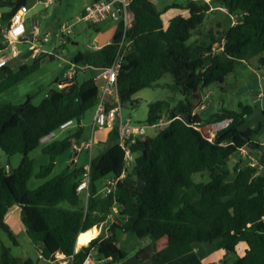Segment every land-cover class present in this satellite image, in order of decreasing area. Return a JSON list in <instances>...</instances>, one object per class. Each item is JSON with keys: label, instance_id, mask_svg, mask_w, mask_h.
<instances>
[{"label": "trees", "instance_id": "trees-1", "mask_svg": "<svg viewBox=\"0 0 264 264\" xmlns=\"http://www.w3.org/2000/svg\"><path fill=\"white\" fill-rule=\"evenodd\" d=\"M26 2L16 0L10 4L8 22ZM5 5L0 2V6ZM212 8L226 10L228 16L236 17V24H229L222 33L210 32L201 43L190 44ZM170 9L186 11L188 16H176L164 28L162 13L153 0H132L130 10L135 19L128 36L133 49L118 76V95L122 105L132 103L137 93L170 74V90L184 100L173 107L165 101L149 105L148 123L158 121L162 115L173 121L156 136L132 145L134 165L126 169L112 194L102 196L99 183L108 176L119 177L125 170L116 128L92 159L87 201L77 192L82 169L76 167L34 190L28 186L33 177L48 179L57 159L72 149L71 139L80 142L84 138L81 129L47 144L42 154L48 163L35 173V162L29 154L42 139L68 120L81 123L96 107L94 70L82 83L77 82L78 73L70 92L50 91L37 106L30 95L19 106H0V149L8 157L22 156L19 166L10 173L0 167V230L14 240L6 217L14 205H19L26 234L33 244L43 246L40 255L46 261L59 264L56 259L63 256L70 259L68 264H83L96 250L105 264L120 263L127 257L126 251L118 247L119 235L125 233L152 241L137 252L139 264H202L192 246L213 243L226 253L220 264H264V143L254 140L264 124L241 132L245 117L251 116L253 109L242 108L240 114L222 111L208 122L229 121V125L209 142L195 128L202 121L194 114L203 104L204 90L214 83L223 84L243 61L258 58L264 67V0H214L210 5L187 0L185 6L174 4L164 12ZM119 38L118 26L109 45L98 51L78 52L71 59L95 69L108 68L114 61ZM222 41L223 50L213 54V46ZM48 57L55 59L42 55L19 65L17 70H0V95L36 73ZM101 139L97 138L98 143ZM244 149L253 155L254 163L238 161L231 166L232 158L241 157ZM204 174L209 175L208 180L197 182L196 177ZM114 207L118 213L110 234L107 236L103 230L76 252L77 240L79 244L87 242L93 236L91 229L108 225ZM162 239L167 246L157 252L156 243ZM240 243L248 247L243 257L236 253ZM0 264L33 261L13 258L10 249L1 245Z\"/></svg>", "mask_w": 264, "mask_h": 264}, {"label": "rangeland", "instance_id": "rangeland-1", "mask_svg": "<svg viewBox=\"0 0 264 264\" xmlns=\"http://www.w3.org/2000/svg\"><path fill=\"white\" fill-rule=\"evenodd\" d=\"M16 0H0L5 6H0V26L3 27L6 24L3 16L10 12L11 5ZM49 0H29L28 8L29 13L26 17V27L29 30V25L33 26V21L39 22V30L41 34H49L50 42L45 46L47 50H55V53L59 57L51 60L49 57L45 59L40 69L26 78L10 90L0 95V106L12 105L19 106L23 104L27 97L30 95L33 97V105H38L42 99L50 92L56 91L55 84L56 79L61 75V72L65 66V59L77 54L78 52L88 51V46L94 43L96 39L100 44H103L107 40L111 42L113 38L107 36L108 29H114V33L117 26L112 21L98 24L96 26H90L84 22L79 21L81 12L84 10V4H89L91 0H52V4H47ZM156 9L162 13V19L167 22L173 15L180 14L182 10L170 9L164 12L166 7L171 5L185 6L187 0H153ZM236 18V17H235ZM233 20L228 16L226 10L221 8L212 9L208 13L207 18L203 26L193 33L190 44L198 42L201 43L209 38V33H222L225 32L232 24ZM71 26V34L68 38H63L60 29L62 26ZM95 27L98 29L96 32ZM32 31V30H31ZM216 43L213 48V54H216L220 47ZM217 45V46H216ZM13 70L19 68V63L14 62L11 65ZM91 73L88 71L85 75H79L77 82L82 83L85 79H89ZM173 83V76L167 74L156 85L151 88L144 89L137 93L132 98V103L122 105L123 119H131L133 123L144 124L147 122L148 107L152 103L165 101L172 107L177 105L180 101L184 100L181 94L174 93L170 90L168 85ZM100 86V84H99ZM251 107L253 114L246 116L245 123L240 127L241 132L247 130L257 129L260 122L264 124V67L259 64L258 58L250 59L249 61H243L237 66L235 71L229 74L223 84L214 83L206 88L203 92V105L194 111V114L201 119L200 132L204 137V128H208L213 133L214 138L216 134L229 125V122L224 121L220 123H209L208 120L215 114L222 111L234 112L237 114L243 113L242 108ZM96 107L88 111L81 121L85 125L84 137L89 138L92 127ZM109 131L102 130L98 136L107 138ZM66 135L59 134L58 139H63ZM149 138L155 136L153 130H149L147 133ZM254 140L258 143H264V128L261 133L254 135ZM105 141H100L95 149L94 155L98 153L104 147ZM47 144L41 143V145L29 154V158L35 162V173H37L42 165L48 163V158L42 154V149ZM253 155L250 154L248 149L242 150L241 157L232 158L230 165H235L238 161L244 164L254 163ZM75 154L72 151H68L63 156L57 159L56 167L50 177L46 180H38L32 178L28 184L31 190H34L44 184L47 180H50L63 172H68L73 167L81 169L87 164L89 159V152L83 151L78 156L77 163L72 167ZM22 160L21 155H15L8 157L0 149V167L5 168L9 166L11 171L17 168ZM208 174L204 176H197L196 181H207ZM104 180L100 181L99 187L103 188ZM85 200V197H83ZM86 202V201H85ZM62 206H66L63 204ZM21 210L19 205H14L11 212L14 210ZM14 240L0 230V246L4 245L10 249V255L13 258L20 260H32L33 264H49L45 259L39 258L41 250L37 248L36 244H33L25 230L24 226L19 223L16 228H12ZM126 252H130L129 249H124ZM231 261L235 258H230Z\"/></svg>", "mask_w": 264, "mask_h": 264}, {"label": "built area", "instance_id": "built-area-1", "mask_svg": "<svg viewBox=\"0 0 264 264\" xmlns=\"http://www.w3.org/2000/svg\"><path fill=\"white\" fill-rule=\"evenodd\" d=\"M202 1L210 5L214 0H189ZM52 0L47 1V4H52ZM132 0H100L93 1L87 5L79 17L80 22H84L90 26L112 21L116 26L120 27V38L117 42V51L114 61L110 67L105 69H95L84 64H78L71 58L65 59V66L61 75L57 78L56 87L58 91L63 93L70 92L75 86V78L78 73L85 75L88 71L94 70L96 76L94 81L98 87V98L96 105V112L93 121V127L89 138L85 137L77 142L76 139H71L72 151L75 154L74 166L77 163L78 156L83 151L89 152V159L81 169L82 173L77 185V192L84 195L86 201L89 196V188L91 184V162L94 157V149L98 144L96 131L106 129L109 132L117 129V144L124 153L125 170L119 176H108L104 179V186L100 189V194L104 197L112 194L117 187V184L124 179L126 169H131L135 162V155L132 152V145L138 141H145L149 137L147 133L149 130L155 132V136L163 131L172 123L166 115H162L160 119L154 123L138 124L133 123L129 118L126 121L122 115V103L118 95V76L126 63V58L133 49V41L128 34L133 28L134 14L130 10ZM213 9V8H212ZM211 9V10H212ZM29 13L27 5L21 6L11 17L7 26L3 29L1 34L3 47L0 46V70L11 67L12 63L17 62L23 65L29 61L38 59L42 55L59 57L55 50H47L45 46L50 42L49 34H41L39 30V22L33 21L32 31L28 32L26 27V17ZM232 24L235 25L237 19L231 16ZM60 33L63 38H68L71 34V26H62ZM108 43L107 45H109ZM220 47L217 53L223 50L224 41L218 43ZM216 45V46H217ZM102 47L98 45L95 40L94 43L88 46V51H98ZM213 50H216L213 48ZM216 53V54H217ZM100 84V86H99ZM229 122V121H227ZM200 124H196V129L200 131ZM83 129L82 123L76 120H68L63 123L57 131L51 132L48 136L42 139L43 144H49L58 139L59 134H75ZM204 138L209 141H214V135L208 128H204ZM6 173L11 172L9 166H5ZM118 213V208H113V213L109 217L108 225L105 226V234H110L109 228L116 219L115 215ZM83 264H94L90 255L84 260Z\"/></svg>", "mask_w": 264, "mask_h": 264}, {"label": "crops", "instance_id": "crops-1", "mask_svg": "<svg viewBox=\"0 0 264 264\" xmlns=\"http://www.w3.org/2000/svg\"><path fill=\"white\" fill-rule=\"evenodd\" d=\"M92 2H93V0H91V2L89 4H91ZM28 4H29V0H27V2H26V5L27 6H28ZM89 4H84V7H86ZM82 12H81V14H82ZM7 14H5L3 16L4 20L6 21V24H5L4 27H3V24H2V26H0V37H1V34H2L3 29L9 23L8 20L6 19V15ZM179 15L184 16V17H187L188 16V12L183 11L180 14L173 15L169 20H167V22H164V28H167L169 26V23H170V20L171 19H173L174 17L179 16ZM104 23H106V22H104ZM31 30H32V27H31V25H29L28 32H31ZM95 30H96V32H98V29L96 27H95ZM113 30H114L113 28L112 29H108L109 32L107 33V36L110 37V39L113 38V36L115 34ZM96 41L98 42V45L100 47L106 46L108 43H111L112 42V40H111V42H109L107 40L103 44H100V42H99L98 39H96ZM71 57L72 56H70L69 58H71ZM82 125H83V129L85 130V125L83 123H82ZM102 130L107 131L106 129H100V130L96 131V137L98 139L99 138H102L99 141H106L107 138L98 136L99 132H101ZM72 167H73V165H72ZM11 209L9 210V212L7 214L6 223L12 229V228H16L19 223L22 224V222H21V210L19 209V212L20 213H18V210H14L13 212H11ZM105 229L106 228L103 225L96 226V227H94L93 229L90 230L94 234H93L92 238L89 241L84 242V243H81L80 242V244H79L78 243V240H77L76 252L81 247L86 246L90 241H92L93 239H95L96 237H98L103 232V230L105 231ZM24 230H25V228H24ZM25 232H26V230H25ZM151 243H152V241L149 238L138 239V238H136V237H134L132 235H128V234H125V233H121L119 235L118 247L121 248L122 250H124V249L127 248V249H129L130 252L127 251L126 252L127 253V257L122 262L117 263V264H139L138 263V260L136 258L137 252L140 249H143V248L151 245ZM36 246H37V248H40V250L42 252L43 246L41 244H39V243L36 244ZM166 246H167V241L165 239H162V240H160V241H158L156 243V251L159 252V251L163 250ZM192 248H193V251L200 258L202 264H220L224 260V258L226 256L225 251L224 250H221V249H218L217 246H216V243H213L211 245H208V244L193 245ZM247 250H248L247 245L245 243H240L237 246V248H236L237 256L243 257L245 255V253L247 252ZM39 258H42L41 255H40ZM90 258H91V260L93 261L94 264H105V261L102 260V259H100V257L98 256V253H97L96 250H94V251H92L90 253ZM69 261H70V259H66L63 256H58L57 259H56V263H59V264H68ZM46 262L49 263V264H53V263H51L49 261H46Z\"/></svg>", "mask_w": 264, "mask_h": 264}, {"label": "water", "instance_id": "water-1", "mask_svg": "<svg viewBox=\"0 0 264 264\" xmlns=\"http://www.w3.org/2000/svg\"><path fill=\"white\" fill-rule=\"evenodd\" d=\"M94 1V0H93ZM57 82V79H56V81H55V83Z\"/></svg>", "mask_w": 264, "mask_h": 264}, {"label": "bare ground", "instance_id": "bare-ground-1", "mask_svg": "<svg viewBox=\"0 0 264 264\" xmlns=\"http://www.w3.org/2000/svg\"><path fill=\"white\" fill-rule=\"evenodd\" d=\"M92 232V231H91ZM92 234H94V233H92ZM81 240V239H80Z\"/></svg>", "mask_w": 264, "mask_h": 264}]
</instances>
